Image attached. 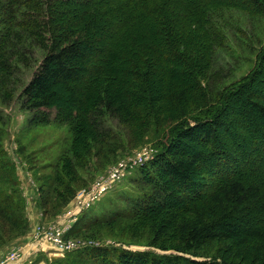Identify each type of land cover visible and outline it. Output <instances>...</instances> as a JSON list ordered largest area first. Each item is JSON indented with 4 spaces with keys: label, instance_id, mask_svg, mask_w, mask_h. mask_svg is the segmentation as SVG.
Segmentation results:
<instances>
[{
    "label": "trees",
    "instance_id": "obj_1",
    "mask_svg": "<svg viewBox=\"0 0 264 264\" xmlns=\"http://www.w3.org/2000/svg\"><path fill=\"white\" fill-rule=\"evenodd\" d=\"M233 11L264 17V0H0L1 79L41 50L17 100L30 127L56 122L71 132L56 172L37 178L44 215L74 197L78 168L128 145L129 135L161 131L162 150L138 165L152 193L134 201L153 228L150 248L88 246L53 264H264V143L256 135L241 154L233 123L243 124L230 119L246 103L264 135V92L254 87L264 48L215 98L205 86ZM1 134L0 248L30 229ZM205 173L209 182L198 177ZM99 224L79 217L67 236Z\"/></svg>",
    "mask_w": 264,
    "mask_h": 264
},
{
    "label": "rangeland",
    "instance_id": "obj_2",
    "mask_svg": "<svg viewBox=\"0 0 264 264\" xmlns=\"http://www.w3.org/2000/svg\"><path fill=\"white\" fill-rule=\"evenodd\" d=\"M233 12L228 17L229 27L223 29L225 41L220 46L221 48L216 50L210 72L211 77L209 75L208 80L205 81L210 98L211 96L215 98L218 91L249 74L256 63L258 54L264 48V17L251 16L239 11ZM21 18L23 19V17ZM106 42L108 39H104L102 44H106ZM29 55V57L32 56L30 58L31 65L28 66L22 62L16 63L13 75H8L6 79H1L0 76V129H2L1 145L17 168L20 187L25 199L26 216L30 223L29 213L32 214V211L35 210L38 220L33 231L30 226L26 234L0 248V264L11 252H18L19 255L16 261L9 264H41V262L53 264L54 260L62 259L69 253L70 256L76 255L80 249L62 254L46 241L42 240L41 245L39 243L35 245L34 235L37 226L42 224L48 225V228L54 224L62 228L69 225L70 230L79 217L98 218L100 224L68 237L82 241L91 240L101 246H115L123 249L150 248L148 244L154 236L153 228L150 227L149 221L140 218L139 208L134 205V201L142 197L143 194L152 193V185L147 182L149 181L147 176H141L139 166H132L134 162L131 158L137 155L140 150L152 151L153 156L162 150L160 145L162 136L161 139L158 138L161 131L159 135L154 131L145 134L140 138L141 140L136 135H129L132 141L128 145L127 142H124V147L119 148L115 153L107 152L106 155H101L98 160L94 158L85 168H78L79 177L74 183L75 195L68 204L59 208L55 215H44L38 206L40 193L37 178L40 175L56 172L51 165L57 162L61 153L69 146L71 132L66 124L56 122L29 126L28 118L31 113L20 107L17 96L23 85L30 79L37 63L35 58L40 57L41 50L32 47V52ZM258 77L254 87L257 91L264 92V75ZM236 108L237 114L230 119L231 121L239 120L243 124L238 128L234 122L233 130L236 131L235 135L240 139V142L242 141L239 151L244 154L249 149L253 150L251 143L256 135L262 136L260 141L264 143L262 142L264 135L260 134L261 130L256 129V123L253 121L255 116L246 103H239ZM112 125L116 127L117 124L112 121ZM168 135L172 136L171 133ZM167 140L168 138L165 141ZM223 143L225 148L234 149L233 141L228 137ZM188 146L190 149L193 147L202 149V146H196L195 143H188ZM235 146L237 145L235 144ZM263 147L261 146L259 150H262ZM121 164L127 166L126 176L116 181L89 207L77 213L79 196L86 194L98 180L107 178L110 172ZM209 175V173H205L198 177L209 182L212 178ZM29 233H31V237L22 241L23 237Z\"/></svg>",
    "mask_w": 264,
    "mask_h": 264
},
{
    "label": "built area",
    "instance_id": "obj_3",
    "mask_svg": "<svg viewBox=\"0 0 264 264\" xmlns=\"http://www.w3.org/2000/svg\"><path fill=\"white\" fill-rule=\"evenodd\" d=\"M153 158L152 151H147L146 149L140 150L137 155L133 156L131 160L134 162V165H141L148 160ZM124 163V162H122ZM125 164V163H124ZM124 164L117 165L114 170H112L107 176V178L100 179L96 182L94 187L91 190H88L86 194H81L79 196L78 201V209L77 213L81 212L82 209L89 207L97 198H99L103 193L107 191L109 187H111L116 181L121 180L123 177L126 176L128 169L127 166L125 167ZM127 164V162H126ZM122 166V167H120ZM69 231V225H67L65 228H62L60 226L50 225L48 228V225H39L36 228L35 231V245L36 243H39L41 245L42 240L46 241V243H50L52 247L59 253H66L71 252L77 249H83L88 246H95L98 245L94 241H82L77 238L68 237L67 233ZM18 252H11L8 254L4 260H2V264H9L11 262H14L18 258Z\"/></svg>",
    "mask_w": 264,
    "mask_h": 264
},
{
    "label": "crops",
    "instance_id": "obj_4",
    "mask_svg": "<svg viewBox=\"0 0 264 264\" xmlns=\"http://www.w3.org/2000/svg\"><path fill=\"white\" fill-rule=\"evenodd\" d=\"M28 202H29V200H28ZM30 214V219H31V221H30V226H31V230L33 231V229H34V227H35V225L37 224V220H38V214H37V212L34 210V211H32V214L31 213H29ZM29 237H31V233H29V234H27L25 237H23V239H22V241L23 240H25V239H29ZM41 264H43V262H41Z\"/></svg>",
    "mask_w": 264,
    "mask_h": 264
}]
</instances>
